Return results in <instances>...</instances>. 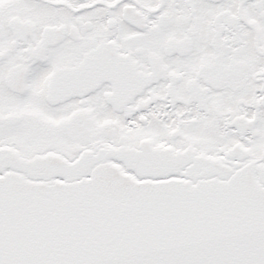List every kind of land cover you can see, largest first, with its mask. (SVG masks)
Instances as JSON below:
<instances>
[{
    "label": "snow or ice",
    "instance_id": "1",
    "mask_svg": "<svg viewBox=\"0 0 264 264\" xmlns=\"http://www.w3.org/2000/svg\"><path fill=\"white\" fill-rule=\"evenodd\" d=\"M0 264H264V0H0Z\"/></svg>",
    "mask_w": 264,
    "mask_h": 264
}]
</instances>
